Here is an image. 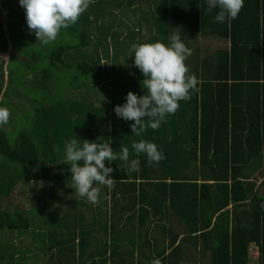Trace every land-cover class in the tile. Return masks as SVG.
Masks as SVG:
<instances>
[{"label": "trees", "instance_id": "obj_1", "mask_svg": "<svg viewBox=\"0 0 264 264\" xmlns=\"http://www.w3.org/2000/svg\"><path fill=\"white\" fill-rule=\"evenodd\" d=\"M136 1L125 14L114 2L110 8L105 0H93L96 8L91 4L100 16L113 15V8H117L118 14H123L119 18L121 25L127 23L131 12H138L141 24L148 27L149 19L156 18L154 27L162 28L161 32L165 27L169 37L178 28L182 38L197 30L230 40L228 48L209 49L201 60V69L198 65L192 69L190 63L195 61L188 56L185 63L189 74L198 79V91L192 92L189 100L180 101L177 112L166 115L158 130L146 127L139 135L130 127L134 121L112 112L115 106L126 103L128 92L146 94L147 90L142 88L144 77L134 60L132 65L119 67L115 61L118 55L112 53L113 65L109 66L98 55L80 51L92 43L82 31L85 12L76 24L61 31L60 36L73 33L74 39L60 40L59 36L48 45L38 41L40 44L23 55L29 70L22 71L16 70L13 63L21 61L22 56L13 50L20 45L11 41L18 37L14 27L24 19L19 16L20 21H13L8 11L4 20L0 9V52L6 53L8 45L12 50L6 66L0 64V106L10 112L17 108L7 100L20 95L14 87L15 76L27 80L34 74L38 86L30 87L31 112L19 116L11 113L9 123L0 127V241H11L10 246L0 247V264L40 263L42 257L36 256L32 248L46 255L55 248L59 264H107L108 259L111 264H152L155 259L161 264H248L247 246L251 241L259 248V264H264V210L259 194L264 192V178L258 185L247 178L254 173V161H264V0H244L238 18L230 24L227 20L223 24L214 22L219 9L209 12L207 0H159L156 7L150 5L146 9ZM117 20L113 21L115 26ZM6 25L11 45L7 42ZM78 26L80 31L76 30ZM130 37L132 44H141L136 43L133 30ZM166 39L150 37L145 43H163ZM165 45L170 46L167 42ZM128 47L131 49L132 45ZM61 135L63 140L59 139ZM72 139H78L81 145L83 140L109 143L117 156L123 147L129 148L128 163L120 159L106 162V166L113 168L111 178L117 182L111 190L101 186L102 203L96 204L105 206L104 220L98 223L101 231L86 225L79 210L84 202L75 198L64 147ZM141 140L154 143L165 159L150 164L146 154L137 155L131 146ZM183 154L190 161L182 158ZM134 159L139 160V172L129 171ZM31 180L41 184L47 180L43 191L51 200L33 198L34 192L28 185ZM20 185L33 205L12 209L8 196ZM108 197L112 201L110 207ZM165 200L182 211L185 233L167 253L165 245H159L153 237L154 246L148 249L150 256L140 260L146 242L149 243L145 223L157 215L159 202L162 205ZM229 202L235 204V209L243 205L240 215L250 217L247 226L238 225L235 210L231 227L226 212L219 214L212 224L214 214ZM30 226L33 235L28 233L25 242L23 236ZM19 229L26 230L20 234ZM124 242L131 250L122 247ZM13 245L14 251H4ZM194 255L196 260L191 261ZM96 256V261L101 260L98 263Z\"/></svg>", "mask_w": 264, "mask_h": 264}, {"label": "clouds", "instance_id": "obj_2", "mask_svg": "<svg viewBox=\"0 0 264 264\" xmlns=\"http://www.w3.org/2000/svg\"><path fill=\"white\" fill-rule=\"evenodd\" d=\"M93 0H19L24 8L26 23L37 41L48 45L57 40L62 29L76 24ZM208 11L219 9L215 16L217 23L223 24L238 18L244 7V0H207ZM170 46L162 42L133 44L134 65L142 73L143 89L146 94L137 96L128 92L126 103L114 107L119 118L134 121L130 125L134 134L139 135L146 127L158 130L166 115L175 114L180 108V101H187L191 93L198 91V79L189 74L185 63L191 50L186 47L179 34L171 35ZM0 59H8L2 56ZM11 117L8 108L0 106V127L7 125ZM146 121V123H145ZM132 149L139 155L146 154L148 162L158 164L165 159L154 143L146 140L132 144ZM129 148L123 147L119 156L114 153L109 143H97L72 139L65 145L66 164L70 165L71 180L76 194L86 198L87 202L100 203V186L110 190L116 180L111 178L113 168L106 162L117 159L129 162ZM129 171H140L139 160H131ZM152 264H161L159 259Z\"/></svg>", "mask_w": 264, "mask_h": 264}, {"label": "rangeland", "instance_id": "obj_3", "mask_svg": "<svg viewBox=\"0 0 264 264\" xmlns=\"http://www.w3.org/2000/svg\"><path fill=\"white\" fill-rule=\"evenodd\" d=\"M1 1H2V3L0 4V9L2 10V8H4L5 6L8 9V10L4 9L3 16H2V18L4 20H7L6 13H8V11H10L12 13L11 18L13 19V21H20V17H23V19H24V22L21 25H16L14 27L16 35L18 36L16 40L11 41L10 37L8 36L9 27L7 25L4 26V30H5L6 36H8L7 42L10 45H11V43H19L18 45H20L19 48H17V50H15V47L13 48V50L16 53H18L22 56L21 61L13 60L14 67L16 68V70L17 69H21L22 71L29 70V66H27L28 61L23 57V55L25 53L29 54L32 51V47L33 46L35 47L36 45H38L40 43L37 41L35 34L30 32L28 29V26L26 23L25 10H24V8H22L20 6L19 0H1ZM113 2H114L115 6H119V8L121 9V13L124 12V14H125L126 12H128L127 10L131 6L133 0H105V3L108 4V8L111 7ZM136 2H138V5L142 6L144 9H146L150 5L152 7H156L158 5L159 0H137ZM94 5H95V3H94ZM134 5H137V4L134 3ZM90 7H91V10H89ZM95 8H96V5H95ZM113 9H114L113 15L107 13V14H104V16H100L95 11L92 4L89 5L88 9L85 11L86 20L83 23V29H82L81 23H80V27H81L82 31L85 30L84 32L87 34V37L91 39L92 43L87 45V46L82 47L80 49V51L83 54L90 53L91 56L98 55L100 60H102L103 64H108L109 66L113 65V64H111V59H110L112 57V53H116L118 56H117V59L115 61L119 67L128 66L130 64L132 65V63H133L132 60H134V54H133L134 52L131 50L132 47H131V49H130V47H128L129 44L133 45L132 44L133 40L130 37V31H132V30L134 31V33H135L134 39H136V43H142V41H143V43H145V40H147L149 37H154L158 40L159 39L161 40L162 32L160 30H163V29L160 28V30H158L154 27V24L157 23V20H156V18L153 19L152 17H151V19H149V22L151 24L150 25L148 24V27H145V23L141 24V20L139 19L138 12H136V14L131 12V15L130 14L128 15L129 18L126 21L127 23L125 25H121L122 21L119 20V18H122L123 14L119 15L118 12L116 11L117 8H113ZM108 14H109V16H107ZM130 16H132V17H130ZM116 19H118L117 23H116L117 26H115L113 23V21H115ZM159 22L161 25L162 24L161 21H159ZM183 27H185V26H183ZM183 27H181V28H183ZM91 28H93V29H91ZM125 28L127 30H130V31H127ZM19 29H21V30L19 31ZM67 30L68 29H63V31H67ZM76 30L80 31L79 26L77 27ZM17 31L21 32V34L18 35ZM113 36H118V38H116V37L112 38ZM74 38H75V35L73 33H68V32H64V35L60 36V40L61 39L62 40H70V39H74ZM95 39H99V40H95ZM113 39H115V40H113ZM10 41H11V43H10ZM114 46H116V47H114ZM0 47H2L1 44H0ZM11 51L12 50L9 48L6 53H0V57L7 56L9 59V52H11ZM104 54H106L107 56H105ZM77 55L80 56L79 52L77 53ZM8 59H0V64L2 63L4 66H6ZM76 60L77 59L73 60L72 62L74 63ZM126 60H127V62H125ZM9 64H11V61ZM135 70L137 71L136 68H135ZM3 78L7 79V73L4 72ZM15 78H16V80L14 82V87L18 88L17 90L20 93V95L10 97L7 100H8V102L13 103L14 105L15 104L17 105V108L15 109V111L13 109L11 110L12 114L15 113V116H19L23 113L25 115V114L31 112L30 111L31 110V106H30L31 99L29 97V93H30V87H38L36 84V78H34V74L31 77H29L27 80H22V79H24V77L18 78L17 76H15ZM34 79H35V81H34ZM20 80H22V81H20ZM38 97L40 99L41 95ZM18 105H21V106H18ZM112 113L116 114L115 112H112ZM59 139L63 140V135H61ZM65 145H66V143L64 144V147H65ZM184 147H186V145ZM184 152L190 153V151L188 149H184ZM181 157L185 158V159H189V161H190V158L186 154H183ZM181 164H182V162H181ZM190 164H192V162H190ZM46 184H47V180L43 181L42 184L35 182L34 180H31L28 182V185L30 186V188L34 192L33 198H35V199L38 198L39 200L45 199L46 201H49V199L51 200V198L46 196V194H44V191H43V188H44V186H46ZM16 189H17V191L12 192L10 194V196H8L12 209L18 207L19 205H23L25 207L33 205L31 200L29 199V197H27L24 194V186L23 185L18 186V188H16ZM100 194H101V192H100ZM75 198H76V201H78V202H80V201L84 202V204L79 205V210L82 211L83 216H86V220H87L86 225H88L89 227H91L93 229L101 231V227L99 226L98 223L102 224V221L104 220L103 210H104L105 206L103 204L100 206H98V205L95 206V205L87 202L86 198H81L77 195ZM111 204L112 203H111L110 198H107V205L110 207ZM126 214H128V212ZM31 227H33V226H30V229L27 231L26 234L24 233V235H25V236H23L24 241H25V237L29 238L28 233L33 235V230L31 229ZM25 230L26 229H19L18 231L20 232V234H22ZM108 236H109V233L107 234V237ZM12 242L15 243V239H13ZM10 244H11V241H8L6 239H1V241H0V247H7V246H10ZM122 247L131 250V246L127 242H124L122 244ZM13 248H15L14 245L11 247L5 248L4 251L8 252V251L12 250ZM14 250L15 249H13V251ZM32 250H33L32 252H34L36 254V256L42 257L41 258L42 261L38 264H45V263L51 264L50 260H49V255H46V253L42 254L36 248H32ZM43 255H45V256L43 257ZM137 255H138L137 258L140 259V255L139 254H137ZM141 257L145 258V254L142 253ZM92 261L93 260H90V262H92ZM111 263L112 262H110L108 264H111Z\"/></svg>", "mask_w": 264, "mask_h": 264}, {"label": "crops", "instance_id": "obj_4", "mask_svg": "<svg viewBox=\"0 0 264 264\" xmlns=\"http://www.w3.org/2000/svg\"><path fill=\"white\" fill-rule=\"evenodd\" d=\"M4 9H6V8H2V16H3ZM187 24L189 25V22L185 21V25H187ZM173 32H174V34H179L180 36L182 34V32H180L178 28H176V30H174ZM164 36H166L167 39L163 40L164 41L163 43L165 44L167 42L170 45L171 44V39H170L171 37H169V31H167V29L165 27H164V31L162 32V37H164ZM184 36L188 37V38L184 37L182 40H183V42L184 41L186 42V43L184 42L186 47H188L191 50V55L189 57L192 58L191 59L192 61L193 60L195 61V63H190V64H193L192 69H195L196 65H198L200 67L199 69H201V67H202V61L201 60L208 53L209 49L215 50L218 48H221V49L222 48H228L230 46V40L229 39L219 38V37H216V36H214L208 32H204L203 34H201V32L195 30L191 35L189 33H186ZM9 48H10V46L8 45V49ZM205 69H207V67ZM207 70H209V68ZM6 80L7 79H4V81H5L4 85H6ZM161 148H162V146L159 149H161ZM253 168H254L253 175L250 177H247V178L250 180L251 179L254 180L256 182V184L258 185L259 182L264 178V161L261 162L260 159L255 160ZM244 178H246V177H244ZM259 194H261L262 195L261 197H263V200L261 201L260 206H261V209L264 210V192H260ZM117 196H119V195H117ZM164 202L165 203L162 205H160L161 203L159 202V208L157 210L158 211L157 215H155V216L152 215L150 220H147V222L145 223V231L146 230L149 231V235L147 236V238L149 239V243L146 242V244H145V258L141 257L140 260H145L148 258V256H150L149 255L150 252H148V249H149V247L153 248V246H154V241L152 239L153 237L156 239V241L159 245H162V244L165 245V247L167 248L165 253H167V252H169V249H171L172 246H175L179 242L180 238H182V236L185 233V226H184L183 222L181 221L182 211L180 210L178 205L177 206H171L170 205L171 203H169L168 200H165ZM100 203H102L101 200H100ZM111 203H112V201H111ZM242 206H239L235 209V204L233 205L229 202L228 205L221 212H217L214 214L213 218L211 219L212 224L214 223L216 218L219 216V214L226 212L228 215L227 219H229V224L231 227L232 223L230 222V219L232 216H234L235 212L233 210H235L237 215H238V218H239L238 225L247 226L249 224L250 217L248 215H240V213H241L240 208H242ZM83 217H84L83 220L87 223L86 216H83ZM194 221L195 220L192 218L191 222H194ZM192 226L194 227L193 224H192ZM171 233H174L172 237L170 236ZM172 239H174L173 242L171 243L172 245L169 246L168 243H169V241H172ZM250 245H252V247L257 249L258 254H257L256 258H250L249 257L248 248ZM196 246H197L196 249L198 251L201 250L200 245H196ZM77 247L78 246H76V248ZM193 247H194V245H193ZM54 250H55V248H53L51 250L52 253L49 255L50 263L51 264H59V255H58V253L55 254ZM153 255H155V252H153ZM44 256L45 255H43V257ZM247 256H248V264H259L258 259L260 258V252H259L258 246L255 244L254 241H251L248 243ZM75 257H77V256H75ZM78 257H80L79 252H78ZM96 259H97V256L94 257L95 261H96ZM195 260H196V257L194 255L191 258V261H195ZM98 261H101V260H97L96 262L98 263ZM191 261L189 263H192ZM110 262L111 261L108 259L107 264Z\"/></svg>", "mask_w": 264, "mask_h": 264}, {"label": "built area", "instance_id": "obj_5", "mask_svg": "<svg viewBox=\"0 0 264 264\" xmlns=\"http://www.w3.org/2000/svg\"><path fill=\"white\" fill-rule=\"evenodd\" d=\"M248 254H249L250 258H256L257 254H258L257 249L252 247V245H250L248 248Z\"/></svg>", "mask_w": 264, "mask_h": 264}]
</instances>
